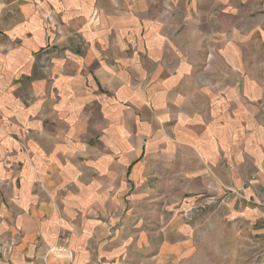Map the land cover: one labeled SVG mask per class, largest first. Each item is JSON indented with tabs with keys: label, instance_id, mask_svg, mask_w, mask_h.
<instances>
[{
	"label": "crops",
	"instance_id": "1",
	"mask_svg": "<svg viewBox=\"0 0 264 264\" xmlns=\"http://www.w3.org/2000/svg\"><path fill=\"white\" fill-rule=\"evenodd\" d=\"M263 68L264 0H0V264L179 259L215 201L264 236Z\"/></svg>",
	"mask_w": 264,
	"mask_h": 264
},
{
	"label": "rangeland",
	"instance_id": "2",
	"mask_svg": "<svg viewBox=\"0 0 264 264\" xmlns=\"http://www.w3.org/2000/svg\"><path fill=\"white\" fill-rule=\"evenodd\" d=\"M193 214L187 217L192 228L184 257L159 264H261L264 236L247 224L233 225L219 201L204 203Z\"/></svg>",
	"mask_w": 264,
	"mask_h": 264
}]
</instances>
